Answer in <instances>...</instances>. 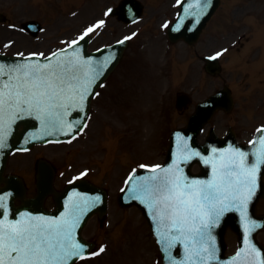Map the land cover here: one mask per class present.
Segmentation results:
<instances>
[{"label": "snow or ice", "instance_id": "6c2138e0", "mask_svg": "<svg viewBox=\"0 0 264 264\" xmlns=\"http://www.w3.org/2000/svg\"><path fill=\"white\" fill-rule=\"evenodd\" d=\"M192 7L194 5H189V8ZM188 14L197 15L190 11ZM95 27H99V24ZM92 31V27L88 28L79 39L83 40ZM77 42L73 41L72 44ZM56 55L52 53V57ZM219 55L221 53L209 59H216ZM110 59L105 60L99 70L84 73L86 79L83 82L77 76L76 66L80 61L24 63L8 72L0 66V80L10 77V82L3 84V90H0V149L7 147L6 115L9 120L34 113L38 114L37 118L43 115L52 117L54 109H61V112L55 113L59 118L67 115L70 108L82 109L91 84L103 74ZM54 123L49 119L50 125ZM75 123L79 125V121ZM257 132L261 133L260 137L250 143H258L259 147L252 153L229 148L213 159L189 150L187 142L181 141L183 149L177 153L171 166H155L150 170L153 175L140 178L133 186L130 199L139 200L148 208L155 235L169 264H208L216 259L217 250L211 230L228 211L239 212L244 238L248 243L247 249L238 251L231 264H264L259 251L249 240L250 233L260 225L249 220L247 211L257 190L260 168L264 166V128L257 129ZM212 151L216 153V149ZM195 158H199L204 165L211 164V179L189 180L182 174L180 163L187 164ZM6 199V196L0 195V213L3 214V219H0V264H68L74 257L82 258L85 246L74 237V230L87 211L80 202L73 203L56 220L22 216L18 221H9ZM98 200L99 197H96L95 201ZM84 203L87 204V200ZM178 243L183 245L181 261H175L171 256L172 249ZM103 250L100 249L101 252Z\"/></svg>", "mask_w": 264, "mask_h": 264}, {"label": "rangeland", "instance_id": "374dc122", "mask_svg": "<svg viewBox=\"0 0 264 264\" xmlns=\"http://www.w3.org/2000/svg\"><path fill=\"white\" fill-rule=\"evenodd\" d=\"M255 11L259 14V15H261V16H264V0H258V2H257V5H256V7H255ZM251 18H253L252 16H251ZM254 18H255V16H254ZM252 24H253V31H255L256 30V28L258 27V28H261V26H263V25H260V24H258V22L257 21H252ZM263 28H264V26H263ZM233 32H234V30H232ZM144 34V36L143 37H145V36H147V35H150V34H146V33H143ZM133 46H135V43L133 44ZM133 53V52H132ZM129 58V57H128ZM154 58H155V60L157 61V62H160V56H159V54L158 53H155L154 54ZM209 89H207L206 91H208ZM206 91L204 90V93L203 94H201V95H199V97H201V96H203L204 94H206ZM200 93H201V91H200ZM102 99H103V96H102ZM104 100V99H103ZM147 106H148V104H149V102H146L145 103ZM102 111V110H101ZM101 111L98 113V116H97V118H96V121L97 120H100V122H97V123H95L97 126H98V129H96L95 128V125H94V132L92 133V135H95V136H97L100 140H101V142H102V148H104L105 149V151L108 153V151L110 150V149H112L113 148V146L115 145V143L117 142V140H118V137H115L111 132H110V130L109 129H107V128H104V129H102V127H103V121H102V113H101ZM168 115H170L169 113H168ZM170 117V116H169ZM168 117V118H169ZM225 119H226V117L223 115V114H218L217 116H216V118H215V124L216 125H218V126H220L221 128L223 127V124H225ZM220 120H222V121H220ZM213 122V123H214ZM153 132V131H152ZM108 150V151H107ZM122 155V154H121ZM128 157H126V159H127ZM121 171H122V173L123 172H125V169H123V168H120V169H118L117 171H116V174H114V177L109 181V183L111 184V186H113L114 188V190H116L118 187L117 186H119L118 185V183L119 182H121V180H122V176H121ZM113 212H115V211H113ZM116 222L114 221L113 222V228L111 229L112 231H111V233H115V234H122L124 231H123V229H122V227H121V225L120 224H118V223H116ZM142 225V224H141ZM90 228H93V225H91L89 228H88V230H87V232L88 233H90L92 230H90ZM108 234H110V232L108 233ZM115 236V235H114ZM261 239L264 241V232L261 234ZM233 238H232V240H231V242H232V244H233ZM132 249H134V248H132ZM132 249H130V250H128L127 252H129V251H131ZM154 251L156 252V248L154 247ZM126 253V252H125ZM129 256H131V257H129V258H127V259H132L136 264H149V262L146 260V259H144L143 257H141L140 256V253H138V251L137 250H134V253L133 254H130ZM109 261V260H108ZM107 261V262H108ZM106 263V262H105Z\"/></svg>", "mask_w": 264, "mask_h": 264}, {"label": "water", "instance_id": "95a60500", "mask_svg": "<svg viewBox=\"0 0 264 264\" xmlns=\"http://www.w3.org/2000/svg\"><path fill=\"white\" fill-rule=\"evenodd\" d=\"M31 119H34V118H31ZM31 126H32V124L30 123V124L27 125V128H29ZM185 131H186L187 134H189L191 132L195 133V129H193V126H190ZM192 143H193V145L196 144L194 141ZM208 151H209V153H207V155H205V157L210 159L211 146L209 147V149H207V152ZM185 167H186V165H185ZM188 171H187V173L189 174ZM40 172L42 174V172H43V168L42 167L40 168ZM187 173H184V176L185 175L187 176ZM42 177H43V175L41 176V179H42ZM13 183L14 182H11V184H10L11 187H13ZM76 186H78L82 190H88V189L93 190V188H90L86 184H82V183L76 184ZM49 189H50V183H49ZM75 189H76V187H73V190H72L71 195L68 196L69 199H71V198H73V197L76 196L75 195V192H74ZM2 192L3 193H7L8 192V189L6 187L1 189V187H0V195H1ZM66 192L67 191L62 192V193H59V195L56 196L57 201H58V205H59L60 208L62 207V203H61V198L62 197L61 196H65L66 195ZM6 207H7V217H8V220L11 219V221H18V220H20L21 219V216L23 214V209L24 208H27L31 212V214H33L35 216H41L43 212H46L45 208L42 206V204L40 205L38 203V201H34V202H32V201H30V202L24 201V203L22 205H20V206H15L13 204V202H11V205L6 204ZM0 219H3V214L2 213H0Z\"/></svg>", "mask_w": 264, "mask_h": 264}]
</instances>
